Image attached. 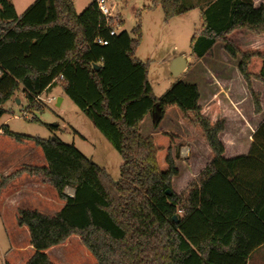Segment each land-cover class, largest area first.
<instances>
[{"label": "trees", "instance_id": "trees-1", "mask_svg": "<svg viewBox=\"0 0 264 264\" xmlns=\"http://www.w3.org/2000/svg\"><path fill=\"white\" fill-rule=\"evenodd\" d=\"M156 8L164 21L189 10L182 0H151L148 9ZM200 18V30L190 39V57L199 60L221 43L237 60L257 112L258 96L250 81L264 82V48L243 49L227 36L239 30L264 35V6L253 0H210ZM112 26L96 0L81 14L72 0H35L20 16L8 0H0V118L2 105L20 87L27 110L41 113L39 95L58 82L122 160L119 180L113 181L73 145L0 128L17 142L33 141L45 166L24 171L44 176L64 201L54 216L18 210L17 224L27 229L33 250L25 264H54L46 251L72 235L80 237L96 264H246L258 248L264 257V121L252 135L247 155L224 158L219 138L224 119L212 121L201 113L197 86L178 80L155 98L148 64L135 58L140 29L132 30L131 39L124 30L110 36ZM172 108L201 135L210 154L208 164L179 194L171 190L179 173L173 157L179 137L140 133L146 116L157 129ZM209 110L219 114L216 104ZM17 174L0 177V192ZM66 187L73 189V197L64 193Z\"/></svg>", "mask_w": 264, "mask_h": 264}, {"label": "rangeland", "instance_id": "rangeland-1", "mask_svg": "<svg viewBox=\"0 0 264 264\" xmlns=\"http://www.w3.org/2000/svg\"><path fill=\"white\" fill-rule=\"evenodd\" d=\"M34 1L8 0L13 5L17 16H20ZM93 1L95 0H72L74 11L76 14H81ZM207 1L210 0H182V3L189 10L185 14L168 21H164L160 8L148 9L151 0H110V5L113 11V26L115 21L119 22V31H126L129 37L134 39L135 34L132 30L136 27L140 29V41L135 52V58L148 64L147 78L154 97L159 98L178 80L184 83H197L202 95L198 102L202 108L201 113L208 119L214 118V116L219 119L222 118L220 110L218 115L209 110L211 104H216L213 98L214 94H212L213 91L215 93L213 84L216 87V84L219 83L220 85L223 82V80L221 82L217 80L211 73L212 65H215L213 62H216V59L213 58L215 52L210 51L199 60L190 57V39L195 31L200 30V13ZM259 4L264 6V0H261ZM114 27L117 28L118 26L115 25ZM215 45L216 48L219 46L224 52L221 43ZM180 54L187 55V67L180 76L173 77L170 73V65L174 57H178ZM59 98H62L63 102L56 106ZM259 99V106L261 103L264 105V98ZM38 100L39 104L43 106V111L41 113L28 111V104L20 87V90L1 107L3 114L0 118V128L7 126L10 132L24 137L44 140L57 138L66 145H73L83 156L103 168L113 181H118L120 165L122 164L120 155L92 126L76 105L63 94L59 83L54 82L50 85L39 95ZM248 101L254 105L251 95ZM33 117L37 121H30ZM229 124L226 128L227 132L222 136L225 142L229 140L230 133H235L238 129L234 122L230 121ZM163 131L173 132L180 139L178 148L173 151L174 163L179 173L171 182V190L179 194L209 161L208 147L200 134L194 133L193 129L182 122L180 114L175 108L166 112L157 129L153 128L150 115L146 116L140 125V133L143 137ZM19 142L22 145L16 146V149L11 150L10 147L9 149L13 153L22 149L24 152H29L31 156L29 161L28 159L24 160V158L20 159L24 163L22 166L25 169L32 168L29 166L30 163L42 164L41 157L38 154L34 155L28 149L32 147L42 155L32 140L23 139ZM233 144L238 145L236 141ZM188 177L191 178L190 181ZM23 183L21 185H28V187H23V189H27L21 194V199L25 200L23 201L24 207L39 209L48 216L53 215L61 208V202L56 199V196H51L53 201H50L48 197L47 199L41 198L36 193L30 196L28 195L30 185ZM64 192L70 194L72 189L67 188ZM8 195L9 193L5 194L6 197ZM7 223L10 226L11 222L7 221ZM19 242V248H23L20 251L23 250L24 253L23 251L19 253L11 250V244L4 231L0 213V264L5 262L21 264L32 255L29 237L20 236ZM25 253L26 255L22 257L21 254ZM46 254L54 264H96L95 259L86 250L77 235H72L62 244L48 249ZM249 260L257 261L256 264H264L263 250L254 252Z\"/></svg>", "mask_w": 264, "mask_h": 264}, {"label": "crops", "instance_id": "crops-1", "mask_svg": "<svg viewBox=\"0 0 264 264\" xmlns=\"http://www.w3.org/2000/svg\"><path fill=\"white\" fill-rule=\"evenodd\" d=\"M253 1L256 6L260 5L259 2L261 0L260 1L253 0ZM227 38L228 40L233 42L237 47H241L243 49H249L252 47L264 48V35H255L246 30L235 31L229 34ZM216 47L217 46L214 45L211 50V52H215L213 58L216 59V62L215 61L213 62L215 63L216 66L212 65L211 73L213 76L217 78V80H219L220 82L223 80L224 83L221 82L222 85L221 84L219 85L218 83L216 84V87L213 84L214 87L213 89H215V93L213 91L212 94H214L213 98L215 99V103L220 110L221 117L226 122L223 131L219 134V138L224 146V154H223L224 158L230 159L239 156H245L249 153V149L252 143V135L254 134L258 126L264 121V105L263 103H261V105L259 106V110L256 112L254 105L250 104L248 101L250 94L247 90L245 82L242 80L238 72L237 60L227 56L219 46L218 48ZM186 56H187L186 54H180L178 57H183L187 59ZM190 84H195L197 86L200 94L199 100H201L202 95L198 84L197 83H190ZM250 86L252 92L258 96V99L260 98L259 100H262L264 98V82L252 79L250 81ZM62 102L63 99L61 98V103ZM209 119L215 121L217 117L214 116V118H209ZM229 120L234 122L235 125L238 127V129L235 133H230L229 140L225 142L223 141L222 136L225 134V132H227L226 128H228V126L230 125ZM186 129L190 130L188 128ZM163 132H167V131H163ZM193 132L195 133L196 131ZM244 139L246 140L245 144H244ZM234 141H236L238 145L233 144ZM240 142L241 144H239ZM18 145L20 146L22 144L10 137L3 135L0 131V177H8L21 172L20 174H17L15 177H13V179H11V181L0 192L1 220L4 226V231L6 233L7 239L11 244V250L21 253L23 250L22 251L20 250L23 248H19V243H20L19 238L20 236L29 237V234L25 227H20L17 224L18 210L37 211L41 214L47 215L39 209H31L23 206V201L25 200L21 199V194L24 193L27 189V188L23 189V187L24 186L28 187V185L23 186L21 184L24 182L30 185V187L28 188L29 191L28 195L30 196H32L33 193H36L40 195L41 198L44 199H47V197L50 198L49 199L50 201H53L51 196H56L57 197L56 199L59 202H61L60 203L61 208L64 206V201L58 198L56 192L50 185L48 179H46L44 176L40 174H36V175L28 174L26 171H24L25 168L24 166H22L24 163L21 162L20 159L24 158V160L28 159L29 161V158H31V156L29 152H24V149L20 150L17 153L10 152V149L12 150ZM28 149L29 151H32L34 155L38 154L39 157H41L42 159V164L34 165L30 163L29 166L44 167L45 161L42 158V155L39 154L37 150H34V148L32 147ZM208 154H209V150H208ZM209 159H210V154H209ZM208 162L205 163L204 167L208 164ZM203 168L199 171V173L203 170ZM190 179L191 178L188 177L189 181ZM7 193H9V195L6 197L5 194ZM60 209L50 216H54L55 214H57L60 211ZM7 221L11 222L12 224V226L10 224L11 227L7 225L8 224ZM30 249H32L31 246ZM260 249L261 248L255 249L249 255L246 264L257 263V261L252 262L249 259L254 252ZM21 255L23 257L26 255V253ZM27 260L21 262V264H25Z\"/></svg>", "mask_w": 264, "mask_h": 264}, {"label": "built area", "instance_id": "built-area-1", "mask_svg": "<svg viewBox=\"0 0 264 264\" xmlns=\"http://www.w3.org/2000/svg\"><path fill=\"white\" fill-rule=\"evenodd\" d=\"M96 5H97V8L100 12V14L103 16V18L105 19L106 23L109 24L111 23V21L113 22V11H112V7L110 5V0H96ZM116 26H118L117 28L112 26L110 32H109V35L110 36H115L116 34H118L120 31L118 30L119 29V26H120V23L119 22H114ZM97 43L102 45V46H105L107 45V41L106 40H102V39H97ZM1 75V73H0ZM69 188V187H66L64 189V191ZM72 189V188H71ZM65 193V192H64ZM73 189H72V192L70 194H66L67 196L69 197H73Z\"/></svg>", "mask_w": 264, "mask_h": 264}, {"label": "water", "instance_id": "water-1", "mask_svg": "<svg viewBox=\"0 0 264 264\" xmlns=\"http://www.w3.org/2000/svg\"><path fill=\"white\" fill-rule=\"evenodd\" d=\"M186 67H187V60L183 57H176L171 62L170 73L173 77H178L184 72ZM93 68L95 70H98L99 67L97 65H95ZM60 103H61V99L59 98L57 100L56 106H59ZM166 194H170V193L166 192Z\"/></svg>", "mask_w": 264, "mask_h": 264}]
</instances>
